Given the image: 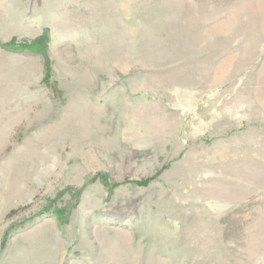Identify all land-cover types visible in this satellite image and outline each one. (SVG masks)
<instances>
[{
    "label": "rangeland",
    "instance_id": "obj_1",
    "mask_svg": "<svg viewBox=\"0 0 264 264\" xmlns=\"http://www.w3.org/2000/svg\"><path fill=\"white\" fill-rule=\"evenodd\" d=\"M0 264H264V0H0Z\"/></svg>",
    "mask_w": 264,
    "mask_h": 264
},
{
    "label": "trees",
    "instance_id": "obj_2",
    "mask_svg": "<svg viewBox=\"0 0 264 264\" xmlns=\"http://www.w3.org/2000/svg\"><path fill=\"white\" fill-rule=\"evenodd\" d=\"M44 43H45V38L42 37L36 41H34L33 44H20L19 46V49H30V50H39L41 51L42 50V47H44Z\"/></svg>",
    "mask_w": 264,
    "mask_h": 264
}]
</instances>
